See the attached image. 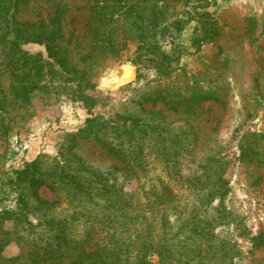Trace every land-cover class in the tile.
<instances>
[{
  "label": "rangeland",
  "instance_id": "374dc122",
  "mask_svg": "<svg viewBox=\"0 0 264 264\" xmlns=\"http://www.w3.org/2000/svg\"><path fill=\"white\" fill-rule=\"evenodd\" d=\"M198 4L216 20L200 43ZM3 39L43 62L49 44L89 81L94 114L110 122L117 151L91 134L76 137L74 153L117 193L72 209L47 185L38 189L58 202L53 216L68 219L74 240L95 226L82 250L114 251L122 264H264V0H0V213L19 210L12 171L37 157L43 169L62 165L63 145L92 116L45 83L23 91ZM178 53L177 63L166 59ZM2 222L0 240L3 230L13 240L0 264H23L31 241L16 240L10 216Z\"/></svg>",
  "mask_w": 264,
  "mask_h": 264
},
{
  "label": "trees",
  "instance_id": "16d2710c",
  "mask_svg": "<svg viewBox=\"0 0 264 264\" xmlns=\"http://www.w3.org/2000/svg\"><path fill=\"white\" fill-rule=\"evenodd\" d=\"M195 20L196 28L198 30L197 43L207 41V37H210L216 30V20L211 10H208L205 5L198 4L195 8ZM43 38H35V40L43 41ZM46 42L48 40L45 39ZM44 40V42H45ZM1 43L10 45L17 54L16 63L18 62L17 75L20 78V88L23 91H28L34 86H41V83H45L46 87H49L55 92H68L71 98L81 100L89 114L92 116L86 120V124L78 132L72 133L71 138L63 145L62 151H60V159L64 160L61 165L60 161L54 162L53 169H43L44 158L37 157L32 161L25 162L23 167L16 168L12 172L15 174L16 181L22 185L20 205L18 211L4 210L0 213V221L10 216L14 221V230L12 233H16V240L20 243L22 240L31 241L28 244V250L26 251V258L23 264H57L61 262L65 257L77 255L79 258L77 264H122V258L116 256L115 252L104 248H96L95 251L86 253L80 247L82 243L88 240L91 234V225L83 235V240H74V235L70 232L71 224L68 219H55L53 211L57 206L53 202L47 201L39 197L38 189L42 185H47L58 195L61 199L69 201V207L75 209L79 201L83 203L86 199L90 201L86 203L88 207L95 209L99 203L98 199L107 198L117 193L114 186L107 183H102L101 177L95 173L96 170L90 169L85 161L76 153H74V146L77 144L76 137H88L91 134L97 136L96 141L106 146L111 152L117 151V145L111 139L112 132L108 129V122L101 114H94L92 108L93 97L90 95L92 89L91 84L82 75L77 74L70 70L67 66L66 60L61 56L56 55L53 48L46 43V47L49 51V59L42 61V54H32L20 47V43L16 40L3 39ZM166 57L171 62L177 63L180 61L181 55ZM173 59V60H171ZM147 61H149L147 59ZM150 62V61H149ZM157 63V62H156ZM154 63L149 65L154 68ZM169 65V64H168ZM171 65V66H170ZM171 68H175L170 64ZM149 66V67H150ZM48 67L50 72L45 74L44 69ZM159 67V65H158ZM156 69L158 73L168 72L165 69ZM37 70V74L33 73V76L37 77V80H31L29 74L33 70ZM131 69V68H130ZM132 75V74H131ZM118 83V84H117ZM110 82L109 84L102 83L103 88L114 89L124 82ZM154 100L160 99L161 93H156ZM194 97L198 99H208L210 95L207 93H198ZM147 100V99H145ZM131 127H126L125 132ZM98 134H101L98 135ZM77 162V167L74 166L72 160ZM86 173H90L91 177L88 178ZM102 183V184H101ZM29 189L31 194L35 195L37 202H29L25 199ZM26 192V193H25ZM77 211V210H76ZM90 211H85V215L90 217ZM90 219H96V216L90 217ZM37 221V223L34 222ZM3 224V222H2ZM10 231L3 230V237L0 240V252L2 248L11 242ZM260 235H257L256 239H259ZM80 241V243H79ZM78 245V246H77ZM23 246V245H22ZM23 255V254H22ZM129 256V255H127ZM19 258H23L20 256Z\"/></svg>",
  "mask_w": 264,
  "mask_h": 264
}]
</instances>
